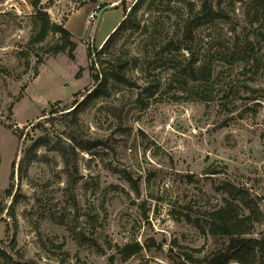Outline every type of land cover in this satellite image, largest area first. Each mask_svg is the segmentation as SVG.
<instances>
[{
	"label": "rangeland",
	"instance_id": "1",
	"mask_svg": "<svg viewBox=\"0 0 264 264\" xmlns=\"http://www.w3.org/2000/svg\"><path fill=\"white\" fill-rule=\"evenodd\" d=\"M111 1L42 0L51 22L76 33L73 57L46 52L60 43L54 32L30 43L39 19L28 0L0 2V245L34 264H193L215 239L184 216L205 218L223 198L248 236L262 235L264 0H208L216 19L199 13L204 0H140V29L98 57L137 0L89 20ZM122 62L128 83L109 80L110 95L72 118L93 74ZM69 120L100 145L64 158L55 147L70 142ZM39 137L48 145L32 150ZM134 243L140 252L124 257Z\"/></svg>",
	"mask_w": 264,
	"mask_h": 264
},
{
	"label": "trees",
	"instance_id": "2",
	"mask_svg": "<svg viewBox=\"0 0 264 264\" xmlns=\"http://www.w3.org/2000/svg\"><path fill=\"white\" fill-rule=\"evenodd\" d=\"M2 1L5 0H0V2ZM28 1L36 10L39 19L38 32L32 37L30 43L34 45L41 44L46 40L50 33L54 32L60 37V43L46 52L58 54L60 52L69 50L71 54L70 56L73 57L72 55L76 48V43L71 39L73 36L72 32L61 24L51 22L49 14L44 11L43 7L41 6L42 0ZM140 5V0H137L130 11H127L125 8V15L123 19L103 42L101 50L97 52L98 57H101V55L105 53L106 50H108V53L113 54L112 48L116 41L123 37L126 32L140 29L141 21L136 14ZM104 6L102 7L104 8ZM191 11H193V7L191 8ZM199 13L202 14L203 17H209L210 19L222 17V12L210 5L208 0L203 1ZM190 24L191 22L187 21L185 25L187 29L189 28ZM95 49H88V55L90 59L92 58ZM126 65V62L120 63V72H114V70H111L105 75L104 78L101 77V73L93 74V79L95 81L94 88L87 89V92L83 95V100L81 102L76 100L73 105V110L67 113H69L72 118H75L81 111L84 110L86 105L92 103L100 97L109 96V80L128 83L125 72H123ZM197 73L204 78L206 70L203 67H200ZM38 74L39 68L36 67L35 76ZM56 112L57 111H52L51 113L54 114ZM43 115H46L45 111ZM65 117L63 118V121L65 120ZM70 121L71 120L66 122V125L69 128H71ZM37 127L43 128L44 124L40 123L37 125ZM68 139L70 142H64L62 139H59L56 147L54 146L66 159L71 154V152H74L77 148L84 151H90L94 147L100 145L99 140L86 139L74 128L70 129L68 133ZM42 145H48V141H44L42 137H39L35 140L31 149L36 150ZM14 166L15 161L12 162L11 177L14 176ZM126 177L130 179L129 176ZM188 178L191 179V176H188ZM13 190V186H10L7 190H5V195L9 197L12 196ZM184 217L186 221L193 224V226H195L201 234L204 236L210 235L215 239L214 247L209 253L199 257H190L193 264H230L232 262H237L239 264H264V233H262L260 236H248L247 234L251 233V230L245 227L244 223L246 221V217L240 216L238 208L232 204L231 200L223 198L220 204L215 207H211L205 213V218L197 216L191 218L189 214H186ZM248 219L251 220L252 217L249 216ZM88 240L97 245V243L92 238H89ZM119 249L120 253H122L124 257H130L140 252L142 245L138 243L127 244L123 247H120ZM0 260L1 264H34V262L26 260L25 258L9 251L7 248L1 245Z\"/></svg>",
	"mask_w": 264,
	"mask_h": 264
},
{
	"label": "built area",
	"instance_id": "3",
	"mask_svg": "<svg viewBox=\"0 0 264 264\" xmlns=\"http://www.w3.org/2000/svg\"><path fill=\"white\" fill-rule=\"evenodd\" d=\"M111 6H113V3L111 4ZM103 9L102 4L101 3H95L93 8L89 11L88 14V18L91 21H95L99 15V12ZM93 46V45H92Z\"/></svg>",
	"mask_w": 264,
	"mask_h": 264
},
{
	"label": "crops",
	"instance_id": "4",
	"mask_svg": "<svg viewBox=\"0 0 264 264\" xmlns=\"http://www.w3.org/2000/svg\"><path fill=\"white\" fill-rule=\"evenodd\" d=\"M120 1L122 3V2H125L126 0H113V1L109 2V5H111L113 3V6L114 5L116 6ZM125 6H126V4L124 5V12H123L122 17L116 22V24L112 27V29L107 33V35L105 36V38L103 39V41L101 42V44L106 40V38L112 33V31L117 27V25L123 19L124 15H125ZM70 31L72 32V34L76 35V33L73 30H70Z\"/></svg>",
	"mask_w": 264,
	"mask_h": 264
},
{
	"label": "water",
	"instance_id": "5",
	"mask_svg": "<svg viewBox=\"0 0 264 264\" xmlns=\"http://www.w3.org/2000/svg\"><path fill=\"white\" fill-rule=\"evenodd\" d=\"M111 7H112L111 5H107V6H105V7L101 10V12L99 13V16H102L103 12H104L105 10L111 8Z\"/></svg>",
	"mask_w": 264,
	"mask_h": 264
}]
</instances>
